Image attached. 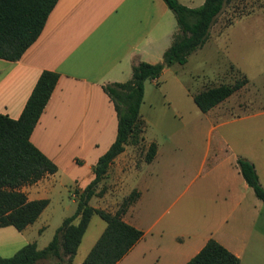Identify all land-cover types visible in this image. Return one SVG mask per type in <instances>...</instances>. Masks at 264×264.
<instances>
[{"label": "crops", "instance_id": "crops-1", "mask_svg": "<svg viewBox=\"0 0 264 264\" xmlns=\"http://www.w3.org/2000/svg\"><path fill=\"white\" fill-rule=\"evenodd\" d=\"M179 1L196 9L206 0ZM249 23L264 25V17L253 12L233 24L236 29ZM216 28L212 27L210 39L190 57L204 52L209 44L218 45L222 34L215 31ZM178 31L177 19L163 0H59L42 34L21 59L15 62L0 59V114L14 120L21 117L44 71L60 75L31 135L33 145L57 165L58 172L24 188L29 200L47 199L49 205L39 219L23 231L14 227L0 228V257L11 258L30 243H36L38 250L45 249L64 220L76 213V195L72 193L75 212L62 216L52 238L48 240L47 235L46 240L45 233L50 231L54 215L49 213L53 203H61L64 193L72 188L83 191L95 179L94 168L99 159L117 139L118 115L103 87L129 82L134 67L141 62L161 63ZM260 40L264 42V35ZM262 51L264 56V49ZM172 68L174 65L166 68L163 75ZM147 83L140 110L146 125L144 108L149 102L150 86L161 83V77ZM179 91L193 100L195 93L188 86L182 85ZM224 103L203 113L207 123L200 168L201 171L206 169V183L200 186L199 194H205L206 202L201 209L204 223L195 224L186 219L190 210L179 202L171 214L175 204L168 203V196L163 194L175 189L164 181V172L172 166L159 164L162 154L159 147L151 163L143 160L137 165L135 160L128 161L126 149L110 166L100 187L117 185L115 193L108 189L101 197H93L96 199L93 207L115 213L119 203L138 191L139 199L123 220L144 233L117 264H186L210 239L239 257L240 264H264V203L245 181L238 165L239 157L251 161L264 187V106L258 105L231 120L234 116L221 113L219 109ZM258 103L262 104L261 99ZM149 104L152 106L151 102ZM241 107V104L234 106ZM243 121L248 122V138L243 142L246 147L240 148L238 126ZM232 123L235 124V147L222 131ZM152 142L145 141V145ZM128 181L132 184L125 189ZM107 200L115 206H105ZM41 238H44L43 244H40ZM86 256L75 259L73 264H82Z\"/></svg>", "mask_w": 264, "mask_h": 264}, {"label": "trees", "instance_id": "trees-1", "mask_svg": "<svg viewBox=\"0 0 264 264\" xmlns=\"http://www.w3.org/2000/svg\"><path fill=\"white\" fill-rule=\"evenodd\" d=\"M58 1L0 0V59L10 62L20 60L42 34ZM163 1L174 13L179 31L161 63L152 65L141 62L134 67L133 77L129 82L103 87L118 115V135L95 166V179L82 192L75 191L76 213L64 220L45 249L38 250L36 243H30L11 258L0 257V264H37L42 258L57 256L59 246L64 249L68 259L65 263L58 264H73L95 215L106 223V228L82 264H117L143 238V231L123 220L128 209L139 199L138 191L127 196L115 213L94 208L90 201L105 193V190L99 191L100 184L114 160L128 146H146L144 161H154L158 145L155 142L145 145L147 125L140 114L145 84L147 81L159 80L168 67L175 64L186 65L190 55L210 39L212 27L233 0H206L203 6L196 9L188 8L179 0ZM234 21L235 18L230 19L225 26L232 25ZM59 78L58 73L51 71H44L40 75L19 119L14 120L0 114V228L14 227L23 231L34 224L49 205L47 199L29 200L24 188L58 172L57 165L33 145L31 135ZM248 83L249 79L241 75L233 84L205 88L193 95L194 103L202 113H208L244 90ZM238 165L245 181L264 203V187L255 165L244 157L238 158ZM186 264H240V259L221 243L210 239Z\"/></svg>", "mask_w": 264, "mask_h": 264}, {"label": "rangeland", "instance_id": "rangeland-1", "mask_svg": "<svg viewBox=\"0 0 264 264\" xmlns=\"http://www.w3.org/2000/svg\"><path fill=\"white\" fill-rule=\"evenodd\" d=\"M253 12L260 18L264 17V0H233L225 7L214 25L217 26L215 31L222 34L218 45H207L204 52L189 57V63L186 65L175 64L172 71L162 74L159 85L150 86V93L147 97L149 102L144 108L145 116L148 119L145 141L147 143L154 141L161 149L160 165L172 166L164 172V181L170 183L175 189L168 190L166 194H163L168 196V203L173 201L175 204L171 214L174 213L178 202L185 204L190 210L186 219H191L195 224H202L205 221L201 212L203 204L206 202L205 194H199V190L200 186L206 183V169L201 171L200 162L201 153L205 148L206 137L203 131L207 120L194 100H189L187 94L180 92L179 89L182 85H186L193 94H196V92L211 86L233 84L241 75H245L249 79L247 87L228 103H224L219 108L221 113L234 116L231 119L233 120L235 115L242 112L245 114L249 109L258 105L264 106V56L262 51L264 42L260 40V37L264 35V25L249 23L236 29L235 24L225 26L230 19L237 20L241 16ZM147 82L145 88L149 84ZM260 99L262 104L258 103ZM150 102L152 106L149 104ZM239 104H241V108H234ZM247 124V121H243L238 126V130L241 132L240 148L246 147L243 142H246L248 138ZM222 131L229 137L230 145L235 147V124L225 126ZM216 138L215 133L213 136L214 147ZM126 149L128 161L135 160L139 165L144 160L146 146H128ZM131 184L132 181H128L125 189ZM116 186L106 184L103 188L99 187V190L111 189L114 194ZM75 190L72 188L65 192L61 203L58 201L53 203L49 213L54 215L50 223L51 229L45 233L46 240L47 235L50 236L48 240L52 238L54 228L60 224L62 216H70L75 212L76 203L71 196L72 193L75 194ZM75 199H77V195ZM95 201L94 198L91 202L94 207L96 206ZM111 203L108 200L104 201L105 206H109L108 208L115 206ZM121 204L119 203L117 206ZM105 228L106 223L98 215L93 216L76 255V261L88 254ZM43 239H40V244H43ZM67 259L64 249L59 246L57 256L51 255L42 258L37 264L65 263Z\"/></svg>", "mask_w": 264, "mask_h": 264}]
</instances>
